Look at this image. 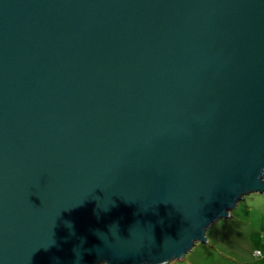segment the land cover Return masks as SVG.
<instances>
[{"label":"water","instance_id":"95a60500","mask_svg":"<svg viewBox=\"0 0 264 264\" xmlns=\"http://www.w3.org/2000/svg\"><path fill=\"white\" fill-rule=\"evenodd\" d=\"M264 193V0H0V264H169Z\"/></svg>","mask_w":264,"mask_h":264},{"label":"crops","instance_id":"0c3cea01","mask_svg":"<svg viewBox=\"0 0 264 264\" xmlns=\"http://www.w3.org/2000/svg\"><path fill=\"white\" fill-rule=\"evenodd\" d=\"M261 194L249 201L243 198L245 212L240 215L234 213L240 206L239 202L227 218L231 220L220 223L221 226L210 234L218 221L212 224L206 233L207 242L202 243L197 251L196 261L189 260L184 264H264V193ZM258 251L259 255L256 254Z\"/></svg>","mask_w":264,"mask_h":264},{"label":"rangeland","instance_id":"374dc122","mask_svg":"<svg viewBox=\"0 0 264 264\" xmlns=\"http://www.w3.org/2000/svg\"><path fill=\"white\" fill-rule=\"evenodd\" d=\"M257 195H263V194H261V193L260 194L259 193H252V194H249V195L244 196V199H246V201H249V199H251L252 197H256ZM245 204H246V202L241 200L240 201V206L237 207L234 210V213L240 215L243 212H245V210H246V205ZM230 220L231 219H229V220L222 219V220L218 221L216 224L213 225L214 228L212 229V231L210 232V234L213 233V231H215L216 228H219L221 226L220 223H227V221H230ZM201 245H202V243L201 242H198V244L196 245V247H194V250H192L193 252L190 251L189 253H187L186 258L184 260H175V261H172L169 264H184V263H187L189 260L191 262H193L196 259V257H198V254H197L198 252L197 251H199V247H201ZM222 245L225 246V244H222ZM236 246H238V245H236ZM228 248L231 249V247H229V246H228Z\"/></svg>","mask_w":264,"mask_h":264},{"label":"built area","instance_id":"2783aa9c","mask_svg":"<svg viewBox=\"0 0 264 264\" xmlns=\"http://www.w3.org/2000/svg\"><path fill=\"white\" fill-rule=\"evenodd\" d=\"M256 254L259 255L260 254V251H258Z\"/></svg>","mask_w":264,"mask_h":264}]
</instances>
